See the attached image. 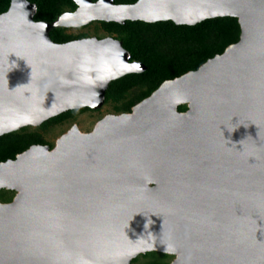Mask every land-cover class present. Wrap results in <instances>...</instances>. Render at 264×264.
<instances>
[{
	"label": "water",
	"instance_id": "1",
	"mask_svg": "<svg viewBox=\"0 0 264 264\" xmlns=\"http://www.w3.org/2000/svg\"><path fill=\"white\" fill-rule=\"evenodd\" d=\"M0 16V138L64 112L97 107L137 71L110 42L55 44L37 6ZM15 0L12 2V6ZM239 20L240 41L164 83L101 133L73 131L0 165V264H264V0L98 2L92 20L195 26ZM188 106L181 113L179 107Z\"/></svg>",
	"mask_w": 264,
	"mask_h": 264
},
{
	"label": "trees",
	"instance_id": "2",
	"mask_svg": "<svg viewBox=\"0 0 264 264\" xmlns=\"http://www.w3.org/2000/svg\"><path fill=\"white\" fill-rule=\"evenodd\" d=\"M27 1L37 6V14L34 18L37 23H52L66 11L71 10L74 12L78 9V5L73 0ZM92 1L98 3L100 0ZM139 1L114 0V4L118 6L134 5ZM12 2L13 0H2L5 11L10 8ZM101 23L110 32L132 31L134 33L132 41L137 44L138 49L144 51L148 57L154 55L163 61L160 73L153 76L151 82L146 84V88L132 100L117 108L120 113H132L134 107L150 98L164 83L197 71L209 60L224 54L228 47L240 41L242 31L239 20L233 17L211 19L195 26H179L173 21L153 24L142 21H128L124 25L117 22L102 21ZM84 37L83 35H69L66 28H55L50 31V39L59 45L68 44ZM123 42L124 47L130 50L128 40L125 39ZM143 62L152 67V64L147 60H143ZM118 83L116 81L110 85L106 93L107 100L112 97ZM81 111L73 110L69 114H76ZM187 111V106L179 107V112L184 113ZM18 155L19 153L0 155V165L9 160H16ZM152 254L155 253H148L147 256ZM161 255L165 259L169 258L166 254ZM137 260L134 262H137Z\"/></svg>",
	"mask_w": 264,
	"mask_h": 264
},
{
	"label": "rangeland",
	"instance_id": "3",
	"mask_svg": "<svg viewBox=\"0 0 264 264\" xmlns=\"http://www.w3.org/2000/svg\"><path fill=\"white\" fill-rule=\"evenodd\" d=\"M73 1L78 5V9L74 12L68 10L54 22L46 24V30L50 31L55 28H66L69 35L85 36L83 39L78 41L113 43L129 55L128 63L137 65V71L129 73L113 81H118L119 83L116 85L112 97L108 100L105 99L104 102L97 107L89 106L78 109L79 111H83L76 114H69L70 111H67L43 123L23 126L2 136L0 138V155L6 153H19L18 156H20L38 146L48 147L51 151H54L58 147L59 142L75 130H77L81 135H90L94 133L96 128L107 119L128 114L118 112L117 108L121 107L124 103L129 102L141 91H143V89L146 88V84L151 82L153 76L156 74L158 75L161 71L163 61L154 55L148 57L144 51L138 49L137 44L132 41L134 37V33L132 31L127 30L122 33L110 32L103 27L101 20L96 19L87 24H78L74 20V15L95 3L92 0ZM106 1L108 0H100V2ZM18 4L21 3L15 0L13 6L11 4L10 8L5 11L2 0H0V12L3 10V12L0 13V16L9 13L14 6ZM125 39L130 43V50H127L124 47L123 40ZM142 59L151 63L152 67L146 65ZM113 82H111V84ZM132 113H134V110ZM17 195L18 192L16 191L0 190V199L3 202H9L14 196L16 199ZM153 253L155 254L150 256H147V254L140 255L137 258V262H134V260L132 264H160L166 262L172 264L178 258L177 255L166 254L169 258L165 259L161 255L163 253Z\"/></svg>",
	"mask_w": 264,
	"mask_h": 264
},
{
	"label": "flooded vegetation",
	"instance_id": "4",
	"mask_svg": "<svg viewBox=\"0 0 264 264\" xmlns=\"http://www.w3.org/2000/svg\"><path fill=\"white\" fill-rule=\"evenodd\" d=\"M78 41V40H77ZM135 108V107H134ZM133 108V109H134ZM133 111V110H132ZM5 191H8V190H5ZM15 201V196L13 198H11V200L9 202H3V201H0L1 203H6V204H11Z\"/></svg>",
	"mask_w": 264,
	"mask_h": 264
},
{
	"label": "bare ground",
	"instance_id": "5",
	"mask_svg": "<svg viewBox=\"0 0 264 264\" xmlns=\"http://www.w3.org/2000/svg\"><path fill=\"white\" fill-rule=\"evenodd\" d=\"M97 133H101V131H102V128H100V126H98L97 128H96V130H95Z\"/></svg>",
	"mask_w": 264,
	"mask_h": 264
}]
</instances>
